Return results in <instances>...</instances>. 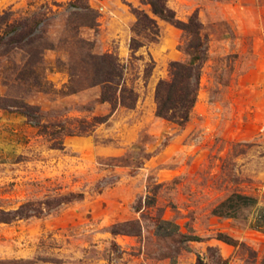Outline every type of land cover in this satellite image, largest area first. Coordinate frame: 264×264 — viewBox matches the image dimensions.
I'll return each instance as SVG.
<instances>
[{
	"label": "rangeland",
	"instance_id": "374dc122",
	"mask_svg": "<svg viewBox=\"0 0 264 264\" xmlns=\"http://www.w3.org/2000/svg\"><path fill=\"white\" fill-rule=\"evenodd\" d=\"M72 1L0 0L10 23L46 6L56 15L42 64L33 52L0 55V97L41 119L0 109V208L84 194L49 216L0 223V264H264V0L169 1L182 21L198 13L210 43L184 127L157 116L155 92L173 62L193 60L191 36L158 19L159 40L140 37L145 46L133 52L132 8L149 7L89 0L100 14L91 29L69 14ZM109 52L140 96L135 109L114 110L93 84L94 58ZM26 70L31 78L19 79ZM240 195L249 206L230 211ZM133 221L139 235L112 233Z\"/></svg>",
	"mask_w": 264,
	"mask_h": 264
},
{
	"label": "trees",
	"instance_id": "16d2710c",
	"mask_svg": "<svg viewBox=\"0 0 264 264\" xmlns=\"http://www.w3.org/2000/svg\"><path fill=\"white\" fill-rule=\"evenodd\" d=\"M140 1L142 5L149 7V10L141 7L132 8V13L136 17L133 26L135 36L130 43V49L133 52L145 46L140 37L146 38L151 43L159 40L161 28L158 19L172 23L191 36L189 49L193 55V60L188 64L173 62L170 67L169 78L160 80L155 92L157 116L184 127L189 122L198 101L202 71L209 57V38L204 34V26L198 13H194L188 21H182L178 19L177 13L169 6L170 0ZM50 13L52 14L50 15ZM69 14L86 19L78 25L79 28L97 29L99 27L100 14L90 5L89 0H73L70 4ZM11 16V11H4L0 14V31H3L0 34V55L16 49L27 53L33 52L35 53L34 56L40 57V63L42 64L45 51L51 49V46L47 44L45 35L50 21L56 16L53 9L49 6L43 7L33 15L21 18L14 23H10ZM94 67L93 84L102 88L101 101L110 103L114 110L119 106L135 109L140 96L135 89L127 85L125 79L126 67L121 62L118 54L109 52L96 56ZM151 68H153V64L152 67L147 68V75L151 74ZM27 72L26 70L19 79L29 80L31 76ZM25 75H27V80L24 78ZM0 109L17 111L23 114L28 121H36L37 126H40V116H38L37 109L33 106L18 100L0 97ZM108 119L109 116L96 117L94 126L104 124ZM58 145L55 144L54 148L63 149V145L62 147ZM83 199L84 194L82 193H70L40 201H28L15 210L0 208V223L12 224L21 220L43 218L58 212L66 205ZM160 223L164 225L171 224L168 221H161ZM135 226H137L136 229ZM128 227L132 229L130 231L126 230L125 228ZM112 233L114 235H139L141 225L135 221L120 223L114 226ZM218 239L234 247L238 245L236 240L224 234H219ZM200 240L199 237L189 238V241ZM219 261L220 264H229L227 260L221 257ZM197 264H203L200 257Z\"/></svg>",
	"mask_w": 264,
	"mask_h": 264
},
{
	"label": "crops",
	"instance_id": "0c3cea01",
	"mask_svg": "<svg viewBox=\"0 0 264 264\" xmlns=\"http://www.w3.org/2000/svg\"><path fill=\"white\" fill-rule=\"evenodd\" d=\"M245 196H236L235 198H234V200L232 201V203H231V205L233 206V210H230V211H237L239 208H241V207H248L249 206V204H250V202L252 201V200H250V198H244ZM262 215L258 218L259 220H260V218H263L264 217V209H262V213H261ZM257 219V220H258ZM224 246H226V247H229L230 245H225L224 244Z\"/></svg>",
	"mask_w": 264,
	"mask_h": 264
}]
</instances>
